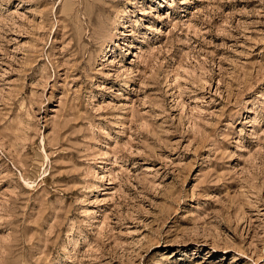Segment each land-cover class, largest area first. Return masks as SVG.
I'll list each match as a JSON object with an SVG mask.
<instances>
[{
	"label": "rangeland",
	"instance_id": "obj_1",
	"mask_svg": "<svg viewBox=\"0 0 264 264\" xmlns=\"http://www.w3.org/2000/svg\"><path fill=\"white\" fill-rule=\"evenodd\" d=\"M0 264H264V0H0Z\"/></svg>",
	"mask_w": 264,
	"mask_h": 264
}]
</instances>
